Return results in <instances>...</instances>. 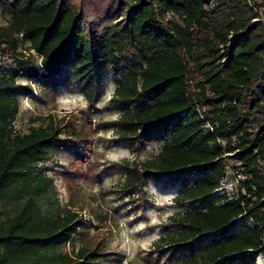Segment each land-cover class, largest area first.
<instances>
[{
	"label": "trees",
	"instance_id": "obj_1",
	"mask_svg": "<svg viewBox=\"0 0 264 264\" xmlns=\"http://www.w3.org/2000/svg\"><path fill=\"white\" fill-rule=\"evenodd\" d=\"M261 0H0V264L120 263L83 228L77 211L49 212L53 180L36 165L51 151L88 137L74 114H49L26 133L14 128L28 82L73 85L95 100L111 75L119 140L137 149L161 143L142 161H126L121 186L143 193L147 177L178 176V206L152 244L150 264H257L264 255V22ZM23 49V50H22ZM39 57V66L24 59ZM231 198L208 197L229 166ZM193 177V178H192ZM237 219L243 223L231 230ZM85 223V222H84ZM209 234L216 238L205 242ZM78 236V246L63 243Z\"/></svg>",
	"mask_w": 264,
	"mask_h": 264
},
{
	"label": "rangeland",
	"instance_id": "obj_2",
	"mask_svg": "<svg viewBox=\"0 0 264 264\" xmlns=\"http://www.w3.org/2000/svg\"><path fill=\"white\" fill-rule=\"evenodd\" d=\"M259 12L264 22V0L260 1ZM3 23L5 19L0 15V24ZM23 52L24 59L39 66L36 54L28 50ZM0 66L15 72L21 64L10 56L0 55ZM17 80L32 87L30 95L19 96V111L14 120L17 132H28L49 114L57 117L74 114L78 126H83L88 134L86 140L77 142L75 147L51 151L46 160L36 165V169L49 176L55 185V195L45 205L46 209L53 213L65 208L77 211L83 228L119 259L120 263L112 264H150L148 256L155 255L152 244L169 228L168 217L188 206H178L173 201L181 191L179 182L187 176L186 170L177 179L165 175L158 179L147 177L143 181V193L138 196L122 188L127 173L126 161L151 157L162 144L153 142L137 149L119 140L116 132L119 109L109 101L115 88L110 74L98 83L93 103L87 102L82 88L73 85L69 68L64 69L55 86L50 80L43 84L34 80L28 82L20 76ZM232 167L231 164L220 187L208 201H216L221 195L233 197L236 180L242 177ZM242 223L237 219L231 230H238ZM216 237V234H209L205 242ZM78 238L75 236L63 243L60 249L71 253L79 244ZM249 257H254L257 264H264L261 253L249 252Z\"/></svg>",
	"mask_w": 264,
	"mask_h": 264
}]
</instances>
